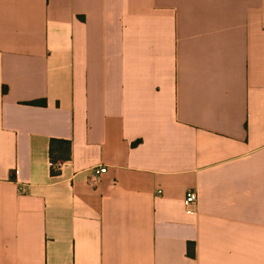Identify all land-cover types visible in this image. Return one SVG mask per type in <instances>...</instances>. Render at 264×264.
I'll list each match as a JSON object with an SVG mask.
<instances>
[{
  "label": "crops",
  "instance_id": "crops-1",
  "mask_svg": "<svg viewBox=\"0 0 264 264\" xmlns=\"http://www.w3.org/2000/svg\"><path fill=\"white\" fill-rule=\"evenodd\" d=\"M0 264H264V0H0Z\"/></svg>",
  "mask_w": 264,
  "mask_h": 264
},
{
  "label": "built area",
  "instance_id": "built-area-1",
  "mask_svg": "<svg viewBox=\"0 0 264 264\" xmlns=\"http://www.w3.org/2000/svg\"><path fill=\"white\" fill-rule=\"evenodd\" d=\"M62 162L61 161H49V165L51 167L52 170L57 171L60 166H61ZM106 171V167L105 166H98L96 168H93V173L96 176H99L100 174L104 173ZM197 200V192L193 191V190H187L184 194V198H183V207H184V211L187 214H194L196 212L195 208H194V204Z\"/></svg>",
  "mask_w": 264,
  "mask_h": 264
},
{
  "label": "trees",
  "instance_id": "trees-1",
  "mask_svg": "<svg viewBox=\"0 0 264 264\" xmlns=\"http://www.w3.org/2000/svg\"><path fill=\"white\" fill-rule=\"evenodd\" d=\"M29 104H38V105H41V104H44V101H31L29 102ZM57 148H56V147ZM69 148H70V141L69 140H65V139H56V138H52L50 140V144H49V156H50V159L52 161H62L64 160L63 158H57L55 156V151L58 150L59 153L64 156L65 154H67L69 152ZM57 171H54L52 170V173H56Z\"/></svg>",
  "mask_w": 264,
  "mask_h": 264
}]
</instances>
